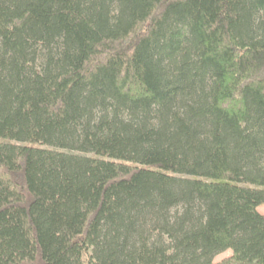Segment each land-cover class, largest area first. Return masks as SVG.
Returning a JSON list of instances; mask_svg holds the SVG:
<instances>
[{
    "label": "trees",
    "instance_id": "16d2710c",
    "mask_svg": "<svg viewBox=\"0 0 264 264\" xmlns=\"http://www.w3.org/2000/svg\"><path fill=\"white\" fill-rule=\"evenodd\" d=\"M263 204L264 0H0V264H264Z\"/></svg>",
    "mask_w": 264,
    "mask_h": 264
},
{
    "label": "rangeland",
    "instance_id": "374dc122",
    "mask_svg": "<svg viewBox=\"0 0 264 264\" xmlns=\"http://www.w3.org/2000/svg\"><path fill=\"white\" fill-rule=\"evenodd\" d=\"M258 210H259L262 214H264V204L261 205V206H259V207H258ZM232 254H233V251H232L231 249H228V250H226V251H224V252L218 254V255L214 258V261H215V262H219V261L223 260L224 258L231 256Z\"/></svg>",
    "mask_w": 264,
    "mask_h": 264
}]
</instances>
